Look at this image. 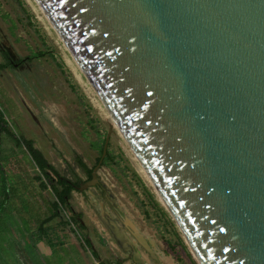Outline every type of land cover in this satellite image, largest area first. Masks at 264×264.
Wrapping results in <instances>:
<instances>
[{"label":"water","instance_id":"95a60500","mask_svg":"<svg viewBox=\"0 0 264 264\" xmlns=\"http://www.w3.org/2000/svg\"><path fill=\"white\" fill-rule=\"evenodd\" d=\"M194 264H264V0H23Z\"/></svg>","mask_w":264,"mask_h":264},{"label":"rangeland","instance_id":"374dc122","mask_svg":"<svg viewBox=\"0 0 264 264\" xmlns=\"http://www.w3.org/2000/svg\"><path fill=\"white\" fill-rule=\"evenodd\" d=\"M0 109L63 179L82 185L97 165L107 131L23 0H0ZM0 155L10 192L0 211V264L84 263L70 234L86 264H100L101 255L115 264H194L110 135L95 184L70 189L63 201L56 174L43 177L4 134ZM51 203L53 216L31 232ZM38 240L52 242L55 253L37 250Z\"/></svg>","mask_w":264,"mask_h":264},{"label":"trees","instance_id":"16d2710c","mask_svg":"<svg viewBox=\"0 0 264 264\" xmlns=\"http://www.w3.org/2000/svg\"><path fill=\"white\" fill-rule=\"evenodd\" d=\"M4 134L9 137L15 144L16 147L22 148L26 151L28 157L30 158L33 165L37 168V170L43 175L45 178H49L46 171H53L52 167L49 166L46 161L43 159L41 154L33 149L30 145V141L23 139L21 136L14 133V131L9 127L8 122L4 118V114L0 109V135ZM83 167V165H82ZM54 172V171H53ZM55 173V172H54ZM90 170H86V174L89 175ZM56 174V173H55ZM57 176V182L59 185L65 187L58 194L59 200L63 201V197L68 195L69 190L73 188L72 184L62 177ZM0 211L4 208L9 196V191L7 190V184L5 175L3 173V169L1 167V155H0Z\"/></svg>","mask_w":264,"mask_h":264},{"label":"crops","instance_id":"0c3cea01","mask_svg":"<svg viewBox=\"0 0 264 264\" xmlns=\"http://www.w3.org/2000/svg\"><path fill=\"white\" fill-rule=\"evenodd\" d=\"M4 175H5V173H4ZM5 179H6V175H5ZM7 190L9 191L8 186H7ZM8 198H9V196H8ZM7 203H8V200H7L6 204L4 205V208L7 205ZM43 212H45V215L46 216L45 217L43 216L42 219H37V222L38 221H42V220H44L45 222H47L53 216V214L55 212L54 211V203H51V208H49V206H47L46 208L44 207ZM44 221H42V222H44ZM42 222H40V223H42ZM45 222L42 223V225H40V226L37 223L36 224V227L34 228V230H31V232H33L35 230L40 231L41 226H44L45 225ZM30 234H32V233H30ZM70 237H71V239H73V240L70 239V243L71 244H74V246H75V249H73L74 253H76V255H78L80 257L83 256L81 258H82V260H83L84 263H82L80 261L76 262L75 259L74 260H71L69 258H67V259L66 258H63L62 264H86V262L88 260L85 257L86 255L83 252L81 246L79 245L78 241L75 239V237L73 235L70 234ZM54 247H55L54 244L52 242L50 243L48 240L47 241L46 240L45 241L38 240V242L36 243V249L37 250H40L42 253H45V255H50V254L52 255V254H54L55 253V251H53L54 250ZM68 250L69 249H64L63 251H68ZM109 259L110 258H108L106 255L105 256L104 255L103 256L101 255V257L99 259L101 261L100 264H110V260Z\"/></svg>","mask_w":264,"mask_h":264},{"label":"flooded vegetation","instance_id":"af4514ba","mask_svg":"<svg viewBox=\"0 0 264 264\" xmlns=\"http://www.w3.org/2000/svg\"><path fill=\"white\" fill-rule=\"evenodd\" d=\"M86 175H87V174H86ZM90 179H91V171H90L89 175H87V179L84 180L83 183L86 182V181H88V180H90ZM83 183H82V184H83ZM71 184H72V183H71ZM72 186H73V188L77 189V188L80 187L81 185L76 186V185L72 184ZM128 261H129V260H128ZM129 262H130V261H129Z\"/></svg>","mask_w":264,"mask_h":264},{"label":"built area","instance_id":"2783aa9c","mask_svg":"<svg viewBox=\"0 0 264 264\" xmlns=\"http://www.w3.org/2000/svg\"><path fill=\"white\" fill-rule=\"evenodd\" d=\"M110 264H115V262L111 261ZM121 264H132V263H130L128 260H126V261L122 262Z\"/></svg>","mask_w":264,"mask_h":264},{"label":"bare ground","instance_id":"6f19581e","mask_svg":"<svg viewBox=\"0 0 264 264\" xmlns=\"http://www.w3.org/2000/svg\"><path fill=\"white\" fill-rule=\"evenodd\" d=\"M119 236H121V235H119ZM120 239H123V241L126 243V240H125V238H124L123 236H121ZM126 244H127V243H126Z\"/></svg>","mask_w":264,"mask_h":264}]
</instances>
